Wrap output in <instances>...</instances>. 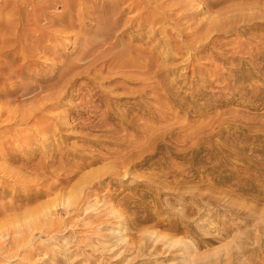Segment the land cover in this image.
<instances>
[{"label":"rangeland","instance_id":"rangeland-1","mask_svg":"<svg viewBox=\"0 0 264 264\" xmlns=\"http://www.w3.org/2000/svg\"><path fill=\"white\" fill-rule=\"evenodd\" d=\"M98 1L88 0L87 4L90 6L96 4L101 8V3ZM159 1L157 8L153 7L149 11L154 13L163 9V12H171L169 13L171 17L162 21L163 23L157 22L153 26L152 35L149 30L147 32L146 26L137 25V23L131 26L124 25L128 18L137 14L135 11L126 10L123 14L121 13L122 28L115 32L117 36L112 42L117 41L118 44L112 51L111 49L107 50L109 45L98 46L101 44L102 38L91 34L98 28L93 21L86 19V25L92 32L89 30L82 32L79 28L71 29V32L67 33L68 35L65 34L61 37V46L57 50V54H59L47 55L48 57L42 59V62L46 64L41 66L39 70L46 79L55 76V74L59 76V73L52 66L56 62L60 64L73 63L72 76L75 75V77H73L74 79L69 77L72 82L69 79L68 85L66 84L67 79L64 80L65 82L63 80V82H58L57 88L53 89L60 92L61 95L65 93L61 98L59 95L58 99H60L56 101L57 108L42 111L41 115H37L21 125L12 126V132L8 135L10 144L7 152H11V154L25 153L24 164H29L25 173L30 179L33 176L31 181L28 179L31 184L27 186H32L35 190L27 194L30 200H26L22 211H11L7 214L8 216L11 215L8 218L11 222L10 226H19L22 223L18 220L21 213H25L24 222L26 223L27 220L31 221L30 217L42 216L40 213L32 212L33 210L40 205H51V201L54 200L53 204L55 202L58 204L55 205L56 209L58 207L63 213L58 215V219H61L63 224L61 223L59 228L58 226L56 228L50 227L51 233L48 232V226L37 224L34 227L37 230L33 232L38 234L44 230L50 235L46 233L42 237L34 236L35 240L32 238L31 245L27 247L29 249L26 248L25 254L23 253L27 256L26 261L16 256L17 258L12 259L11 263L7 262L6 264H53L50 258L54 253L57 254L55 258L62 260L63 264H219L220 261H222L220 264H226V262L229 264H254V260H257L255 261L256 264L261 262L264 264V19L262 18L261 21L257 19L259 15L260 18L262 14L264 16V0ZM160 8L162 9L160 10ZM57 11L58 13L63 12L62 9ZM256 13L258 15L254 16ZM100 15L97 13L94 18L98 19ZM159 16L161 17V14ZM221 17L222 19H220ZM233 18L238 21H235L234 25ZM243 18L248 21H244ZM211 22L213 23L212 26L210 25ZM230 23L233 27L228 25ZM211 31L214 32L211 34ZM209 32L210 34H208ZM206 33L209 35L208 37ZM199 34L201 35L199 36ZM83 39H87L88 42L97 47L92 50L89 46L91 52L86 59L82 60L79 53L86 46ZM196 40L197 42H195ZM130 50L133 52L131 53ZM124 52H127L128 58H137L136 60L139 61L150 58L152 66L158 63L160 66L155 65L158 73L155 74L157 71L154 70L156 71L154 72L156 79L152 77L153 80H151H156L159 86H154V82L152 83L145 75L141 76L139 74L141 71H138L139 75L134 73L137 72V69H134V72L131 69L121 70L118 67L121 63L119 54ZM96 53L97 55L94 57ZM162 64V69H160ZM90 66L94 67L89 70L88 67ZM80 67L84 69L82 72H87L83 74L79 71ZM75 69L81 74L75 72ZM124 73L125 76L123 77ZM136 75L139 77L137 78ZM182 75L186 78H181ZM40 78L27 79L29 84L36 83L38 85L34 93L29 95L31 99L28 102H32L36 98V95L41 91L40 87L46 86V84L40 83ZM140 79L142 82L139 81ZM143 79L146 80V83H143ZM55 81L47 82L51 85L55 84ZM144 86L146 87L143 89ZM14 96L16 97V94ZM14 96L12 98H15ZM21 99L23 100V98ZM166 105L169 109H164ZM63 120L64 122H62ZM158 126L160 129L157 128ZM142 128L144 129L141 130ZM152 128L156 131H153ZM161 128L166 129L165 132ZM144 131L146 132L144 133ZM161 133H165L164 136ZM129 137L132 139L130 140ZM123 138L129 140L126 141ZM142 138L144 139L142 140ZM140 139L148 144L140 143ZM130 141L131 143H129ZM132 141L135 142L134 145ZM139 143L143 149L138 148ZM134 146L137 148H131ZM139 149L145 152L139 151ZM152 149H154V153ZM125 150L128 154L125 153ZM122 152L126 154L124 155L126 159L122 156ZM0 164V171L6 164L11 167L10 173L3 172L0 174L1 193L6 184H14L20 163L5 160L0 156ZM106 166L113 170L110 171L107 168L105 170ZM180 167H183V171ZM114 168L121 174H118ZM102 169L104 170L102 173L107 174L110 171L113 172V175L104 174L101 177ZM122 169L126 170H123L126 174L130 173L124 179L122 177H125L126 174L123 175ZM35 171L36 174H34ZM154 171H157V174ZM96 172H98L97 175H95ZM92 173H95L94 176L92 175L93 177L90 176ZM151 173L155 175H150ZM174 174L180 175L175 177ZM137 175L139 178L136 177ZM157 175L158 177H155ZM36 176L37 178H35ZM165 176H168L167 179ZM200 176L201 180H204L203 182L199 181ZM85 178H90V181H88L89 179L85 180ZM91 178L96 180L92 179L94 181L91 182ZM152 178H155V181ZM183 178L187 179L183 181ZM37 179L39 182L36 184ZM197 181L200 183L197 184ZM87 183L88 185H86ZM166 183L170 186L165 185ZM243 183L245 184L243 185ZM18 185L20 184L9 186L10 190L17 194ZM159 185L164 189L160 188ZM185 185L190 187L187 188ZM192 185H195L196 188L197 186L201 187L195 191L196 188ZM45 186L52 189L49 187L46 189ZM192 187L194 188L192 189ZM205 187L206 189H204ZM207 187H211V190L213 188L215 191L217 190L216 192L211 191L213 195L214 193L219 195V191L222 189V198L214 195L212 198L214 197L215 201H212L213 199L209 198L210 190L207 191ZM185 189L189 190L186 191ZM36 190L43 193L38 197ZM81 190L84 194L81 195V198L78 196L76 198V195L83 193ZM189 191L191 193L193 191L198 196L201 193V195L209 196L207 198L200 196L199 198L194 196V193L190 195ZM223 191L226 194L232 191L231 195L228 194L230 197L226 196ZM237 192L239 194H235ZM56 196L61 199H57ZM217 197L219 205L213 203L217 202ZM231 197L239 200L242 198L240 201H243L244 205H241L239 200L229 199ZM34 198L36 203L30 202ZM71 198L78 199L80 203L74 199L71 201ZM82 198L84 203L82 202L81 205ZM55 199L60 203H57ZM9 200L13 201L14 199H11V196L5 200L0 198L1 203L10 202ZM64 200L67 203H64ZM228 200L230 204H233L229 205ZM234 201L241 203V207L237 206L239 203L234 204ZM72 202L75 207L79 205L80 213L73 212V206L68 208ZM105 202L109 207L105 208ZM211 202L212 204H210ZM77 203L78 205H76ZM93 206H99L96 208L98 211ZM54 207L53 211L55 210ZM64 207L67 208L68 212H73V216L69 215L71 213L68 214ZM59 209L57 210L59 211ZM239 210L245 211V213L251 211L249 217L248 213L247 215L243 214L246 217L238 214L239 217L237 215ZM89 216L92 217L91 220ZM3 217L5 218V216H0V220H2L0 227L7 221ZM182 221H188L191 226L190 229H176L177 226L183 227ZM28 224L31 226L30 223ZM40 227H45V229ZM53 229L55 230L53 231ZM0 230L2 229L0 228ZM52 235H57L58 239L53 238ZM155 237L156 242L154 241ZM169 238L173 239L174 242L179 241L178 246L170 247V249L169 247L164 249L161 247L156 252L152 250L153 241L159 248L161 243L170 244ZM43 255L46 257L44 256V258ZM228 255L231 260L227 257Z\"/></svg>","mask_w":264,"mask_h":264},{"label":"bare ground","instance_id":"bare-ground-1","mask_svg":"<svg viewBox=\"0 0 264 264\" xmlns=\"http://www.w3.org/2000/svg\"><path fill=\"white\" fill-rule=\"evenodd\" d=\"M88 0H0V5H2V6H0V156H2V158L3 159H8V160H10V161H15V162H17V163H20V166L17 168V170H18V172L16 173V175H17V177L14 179L15 180V182H14V184H6V186H4L3 187V189H2V192L0 193V198L2 199V200H5L6 198H8L9 196H11V199H14L13 201H10V202H6V203H1L0 202V216H5V218L7 219V221L6 222H4V224H2L1 225V229L2 230H0V264H2V263H7V262H10L11 263V260L12 259H14L16 256H18L19 258H22L21 260H24V261H26L25 259H27V256L26 255H24L25 254V252H26V248L27 247H29L30 245H31V241H32V238L34 239V236H37L38 235V237H42L44 234H46L47 232H45L44 230H43V232H41L40 231V233H38V234H36L35 232H33L34 230H35V226H37V224H40V225H42V226H48L49 227V231L48 232H52V230H50L51 228H56V226H58V228H59V226L61 225V219H58L59 218V216L58 215H60V214H63L62 213V211H60V209L57 207V209H59V211L56 209V206L58 205V204H53V201H51L52 202V204L55 206H53L51 203V205H44V206H39L37 209H35V210H33L32 212H34V213H40L42 216V218L43 219H40L41 217H38V215H37V217H30L31 218V221H29V220H27V222L28 223H30L31 224V226L27 223H25L24 221H25V219H26V217H25V213H21L19 216H18V220H19V222L21 221L22 223H21V225H19V223H18V225L19 226H15V228H13L12 226H10V221H9V219L8 218H10V216H8V214L7 213H10L11 211H22L23 210V208H24V206H25V203H26V200H30V197L28 198L27 196V194L29 193H31L32 191H34L35 190V188H33L32 186H27V185H29V184H31L29 181H28V179H30V178H28L27 176V174L25 173L26 171H27V168H28V165L29 164H24L25 163V158L24 157H26V155H25V153H21V154H11V152H7L8 151V148H9V144H10V141H9V138H8V135H9V133H11L12 132V126L13 125H21L22 123H25V122H27V121H29V120H31L32 118H34V117H36L37 115H41V113H42V111H46V110H50V109H55V108H57L58 107V105L56 104V101H57V99H58V97H59V95H60V98H61V96L63 95V94H65V93H62V95L61 94H59L60 92H57V91H54L53 89H55V88H57V86H56V84L58 83V82H61L62 80L64 81V80H66L67 79V81H66V84L69 82V79H70V81H71V78H69V77H75V75L74 76H72L73 75V63H69V62H67V63H53L52 64V66H53V68H54V70L55 71H57V73H59V76H57V74H55V76H53V77H50L49 79H46L44 76H42V74L40 73L41 71L39 70L40 69V67L41 66H44L46 63H43L42 61V59L43 58H46V57H48L47 55H58L57 54V50H59L60 49V46H61V44H60V42H61V37H62V35H64L65 36V34H67V33H69V32H71V29H75V28H79L80 29V31H87V30H89L88 29V26L86 25V19H90L91 21H93L95 24H96V26H97V30L95 31V32H92V30H89V31H91L92 33L91 34H93L94 36H98V37H101L102 38V42H101V44L100 45H98V46H101V47H103V45H109V48L107 49V50H109V49H111V51H112V49H115L116 48V46H117V41L116 42H112V40L114 39V38H116V36H117V34H115V32L119 29V28H122L121 27V25H122V23H123V18L121 17V13L123 14L124 12H126V10H129V11H135V12H137V14L135 15V16H133L132 15V17L131 18H128L126 21H125V23H124V25H129V26H131V25H133V24H136L137 23V25H141V26H146V28H147V32H148V30L151 32V35H152V33H153V30H154V27L153 26H155L156 25V23L157 22H159V21H165L168 17L170 18L171 17V15L169 14V13H171V12H169V13H166V12H163V9L162 8H160V12H154L153 13V11L152 12H150L151 10V8H155L156 6H158L157 4L158 3H160V1L159 0H99L100 1V3H101V8H99V6H97L96 4H94V5H92V6H90L89 4H87L88 2H87ZM97 1V0H96ZM98 1V2H99ZM180 1V0H179ZM182 1V0H181ZM263 1V0H262ZM184 2V1H183ZM186 2V1H185ZM223 2V1H222ZM129 3V4H128ZM163 3V2H162ZM178 3V2H177ZM189 3V2H188ZM191 3L193 4V2L191 1ZM260 3V2H259ZM263 3V2H262ZM184 4V3H183ZM264 4V3H263ZM127 7H126V6ZM188 4H186V6H187ZM184 6H185V4H184ZM189 6V5H188ZM232 6V5H231ZM239 6V5H238ZM165 7V6H164ZM192 7V6H191ZM157 8V7H156ZM167 8H169V7H167ZM188 8V7H187ZM231 8V7H230ZM234 8V7H233ZM262 8V7H261ZM59 9H62V13H58V11L57 10H59ZM263 9V8H262ZM261 9V10H262ZM150 10V11H149ZM172 10V9H171ZM170 10V11H171ZM184 10V9H183ZM189 10H191L190 9V7H189ZM230 10V9H229ZM232 10V9H231ZM165 11V10H164ZM223 11V10H222ZM261 12V11H260ZM97 13H99V14H101L100 16H98V19L97 18H94L96 15H97ZM262 13V12H261ZM128 14V13H127ZM159 14H161V17L159 16ZM260 14V13H259ZM117 15H119V17H117ZM175 15V14H174ZM183 15V14H182ZM218 15V14H217ZM222 15V14H221ZM258 14L256 13V15L254 14V16H257ZM179 16H180V13H179ZM178 16V17H179ZM219 16V15H218ZM234 16V15H233ZM159 17V18H158ZM223 17V16H222ZM222 17L220 18V19H222ZM237 17V16H236ZM259 18H257L259 21H261V19L263 18L264 19V16H263V14H262V16H261V18H260V15L258 16ZM159 20H158V19ZM182 18V17H181ZM224 18V17H223ZM242 18V17H241ZM246 19H248L247 17H245ZM245 18H243L244 19V21L246 20ZM253 17H251V19H252ZM173 19V18H172ZM180 19V18H179ZM250 19V18H249ZM256 19V18H255ZM227 20H229L228 18H227ZM234 20V18L232 19V21ZM252 20H254V18L252 19ZM175 21V20H174ZM177 21V20H176ZM226 21V20H225ZM235 21H237V20H234L233 21V25L235 24ZM239 21L241 22V20L239 19ZM246 21H248V20H246ZM230 22H231V19H230ZM238 22V21H237ZM163 23V22H162ZM174 23H176V22H174ZM214 23H216V22H214ZM224 23V22H223ZM179 24V23H178ZM162 25V24H161ZM163 25H165V24H163ZM211 26L213 25V23L211 22V24H210ZM217 25V24H216ZM218 25H219V23H218ZM217 25V26H218ZM228 25H231L232 27H233V25L230 23V24H228ZM181 26H183V25H181ZM215 26V25H214ZM214 26H213V28H214ZM231 26H228V27H231ZM124 27V26H123ZM158 27V26H157ZM159 27H160V25H159ZM180 27V26H179ZM231 27V28H232ZM145 28V27H144ZM145 28V29H146ZM163 28H164V26H163ZM134 29V28H133ZM210 29V28H209ZM222 29V28H221ZM230 29V28H229ZM124 30V29H123ZM182 30V29H181ZM211 30H213L212 28H211ZM77 31V30H76ZM162 31V30H161ZM210 31V30H209ZM217 31V30H216ZM222 32L221 33H223V30H221ZM226 31H228V30H226ZM119 32H122V31H119ZM118 32V33H119ZM160 32V31H159ZM200 32V31H199ZM208 32V31H207ZM214 32V31H213ZM212 31H211V34L213 33ZM219 32V31H218ZM217 32V33H218ZM178 33V32H177ZM226 33V32H225ZM89 34V33H88ZM159 34H161V33H159ZM173 34V33H172ZM208 34H210V32L208 33ZM207 33H206V35H207V37L209 36ZM219 34H220V32H219ZM68 35V34H67ZM151 35L149 36V40H150V38H151ZM165 35V34H164ZM201 34H199V36H200ZM204 35V34H203ZM202 35V36H203ZM206 35H205V38H206ZM171 36V35H170ZM179 36V35H178ZM183 36V35H182ZM198 36V35H197ZM201 36V37H202ZM141 37V36H140ZM153 37V36H152ZM163 37V36H162ZM170 39V38H169ZM168 39V40H169ZM174 39V38H173ZM195 39H196V36H195ZM199 39L201 40V42H202V39L199 37ZM84 40V42L83 43H86V46H84L85 48H84V50L83 51H81V53H79L80 54V56H81V58L80 59H86L88 56H89V54H90V48H92V50L95 48V47H97V46H95V45H92L93 43H91V42H88V40L86 41L85 39H83ZM92 40V39H91ZM115 40V39H114ZM113 40V41H114ZM119 40V39H118ZM206 40V39H205ZM156 41V40H155ZM176 41V40H175ZM97 42V41H96ZM100 42V41H99ZM157 42V41H156ZM167 42V41H166ZM170 42V41H169ZM189 42V41H188ZM195 42H197V40L195 41ZM198 42H199V40H198ZM204 42V41H203ZM171 43H172V40H171ZM174 43H176V42H174ZM205 43V42H204ZM178 44V43H177ZM183 44V43H182ZM185 44V43H184ZM189 44V43H188ZM187 44V45H188ZM193 44V43H192ZM168 45V44H167ZM181 45V44H180ZM186 45V46H187ZM191 45V44H190ZM89 46H90V48H89ZM177 46H179V45H177ZM182 46V45H181ZM190 47V46H189ZM194 47V46H193ZM89 48V49H88ZM153 48V47H152ZM176 48V47H175ZM181 48V47H180ZM188 48V47H187ZM62 49V48H61ZM88 49V50H87ZM128 49V48H127ZM177 49V48H176ZM106 50V51H107ZM125 50V49H124ZM162 50V49H161ZM172 50V49H171ZM170 50V51H171ZM181 50V49H180ZM130 52H131V50H130ZM133 52V51H132ZM131 52V53H132ZM182 52H184V51H182ZM98 53H100L99 51H98ZM104 53V52H103ZM115 53V52H114ZM152 53V52H151ZM165 53V52H164ZM172 53V52H171ZM139 54V53H138ZM62 55V54H61ZM97 55V53L94 55V57ZM102 55V54H101ZM114 55V54H113ZM132 55V54H131ZM130 55V56H131ZM79 56V55H78ZM119 56H120V59H121V63L119 64V68L122 70V69H124V70H126V69H131L132 70V72H134L135 70L134 69H137V72H134V73H137L138 74V71H141L139 74L142 76V75H145L146 77H147V79H149V80H151L152 79V77L153 78H155L154 77V72H156L157 70V65H158V63H155V67L154 66H152L151 65V59L149 58V59H145V60H136V59H134V58H128V54H127V52H124V53H120L119 54ZM137 56H139V55H137ZM180 56V55H179ZM98 57V56H97ZM96 57V58H97ZM140 57V56H139ZM138 57V58H139ZM174 57V56H173ZM176 57V56H175ZM102 58H103V56H102ZM48 59V58H47ZM54 59H56V58H54ZM46 60V59H45ZM88 60V59H87ZM92 60H93V57H92ZM98 60H99V57H98ZM55 61V60H54ZM79 61V60H78ZM90 61V60H89ZM100 61V60H99ZM185 61V60H184ZM80 62V61H79ZM86 63V62H85ZM77 64V63H76ZM89 64H90V62H89ZM154 64V63H153ZM78 66V65H77ZM158 66H160V65H158ZM162 66H163V64L161 65V68L160 69H162ZM47 67V66H46ZM79 67V66H78ZM84 67V66H83ZM91 67H94V66H90V67H88L89 68V70H90V68ZM152 67H154L153 69H152ZM76 68V67H75ZM80 68H82V67H80ZM80 68H79V71H81L82 72V70H84L83 68L80 70ZM118 68V69H119ZM164 68V67H163ZM86 69V68H85ZM92 69V68H91ZM158 69H159V67H158ZM167 69V68H166ZM54 70H53V72H54ZM76 70V69H75ZM89 70H88V73H90L89 72ZM97 70V69H96ZM114 70V69H113ZM130 70V71H131ZM134 70V71H133ZM154 70H156V71H154ZM98 71V70H97ZM96 71V73L98 74V72ZM75 72H77L78 73V70H76ZM84 72H87V71H84ZM84 72H82L83 74H84ZM119 72H121V71H119ZM129 72V71H128ZM88 73H86V74H88ZM102 73V72H101ZM122 73V72H121ZM158 73V71L155 73V74H157ZM160 73H162L161 71H160ZM183 73V72H182ZM54 74V73H53ZM79 75L81 74V73H78ZM127 74V73H126ZM131 74V73H130ZM138 74V75H139ZM91 75V74H90ZM96 75V74H95ZM123 75V74H122ZM88 76V75H87ZM98 76V75H97ZM100 76V75H99ZM125 76V73H124V75H123V77ZM128 76H129V74H128ZM134 76V75H133ZM137 76V75H136ZM140 76V77H141ZM168 76V75H167ZM40 78V83H42V85L43 84H46V86H43V87H40L41 88V91H40V93H38L37 95H36V98L32 101V102H28V100H30L31 98H30V96L29 95H32V93H34V90H36L35 88L37 87L38 88V85H36V83H34V84H29L28 83V81H27V79H30V78ZM80 77V76H79ZM95 77V76H94ZM101 77V76H100ZM139 76H137V78H138ZM144 77V76H143ZM160 77V76H159ZM178 77V76H177ZM102 78H103V76H102ZM126 78V77H125ZM131 78H132V76H131ZM145 78V77H144ZM179 78V77H178ZM181 78H186V77H183V75H182V77ZM74 79V78H73ZM72 79V80H73ZM98 79V78H97ZM127 79H128V77H127ZM156 79V78H155ZM154 79V80H155ZM52 80H56L55 82V84H48V82L49 81H52ZM58 80V81H57ZM131 80V79H130ZM142 79H140L139 81L140 82H142L141 81ZM153 80V79H152ZM151 80V81H152ZM187 80V79H186ZM25 81H27V83H24ZM37 81V80H36ZM48 81V82H47ZM62 81V82H63ZM143 81H144V79H143ZM146 81V80H145ZM143 82V83H146V82ZM156 81V80H155ZM155 81H152V83H153V85L154 86H156V85H158V82H157V84H156V82ZM178 81V80H177ZM39 82V81H38ZM65 82V81H64ZM72 82V81H71ZM70 82V83H71ZM60 84V83H59ZM65 84V85H66ZM141 85H142V83H140ZM41 85V84H40ZM62 85V84H61ZM68 85V84H67ZM144 85V84H143ZM149 85V84H148ZM152 85V86H153ZM56 86V87H55ZM70 86V85H69ZM159 86V85H158ZM15 87V89H13ZM146 86H144V87H142L143 89L145 88ZM149 89L151 88V87H148ZM251 88V87H250ZM63 89V88H62ZM61 90V89H60ZM66 90H68L67 88H66ZM65 90V91H66ZM146 90V89H145ZM144 91V90H143ZM63 92V91H62ZM93 92V91H92ZM151 92V91H150ZM16 94V97L14 96ZM15 97V98H12V97ZM21 98H23V100L21 99ZM59 98V99H60ZM58 99V100H59ZM164 101V100H163ZM60 102V101H59ZM166 102V101H165ZM165 102H162V103H164L165 104ZM88 106H89V104H87ZM85 106V105H84ZM95 106V105H94ZM160 107V106H159ZM165 108L164 109H169V107L166 105V106H164ZM168 107V108H167ZM94 109V108H93ZM50 112V111H49ZM107 112V111H106ZM135 112V111H134ZM137 112V111H136ZM166 112H167V110H166ZM142 114V113H141ZM164 114H165V112H164ZM167 114V113H166ZM163 116H166V115H163ZM46 118V117H45ZM56 118V117H55ZM139 118H141V117H139ZM163 118V117H162ZM166 118V117H165ZM47 119V118H46ZM105 119V118H104ZM141 120H143V119H141ZM163 120H164V118H163ZM167 120V119H166ZM157 121V120H156ZM62 122H64V120L62 121ZM142 122V121H141ZM168 122H169V120H168ZM173 122V121H172ZM56 123V122H55ZM130 123H131V121H130ZM154 123V122H153ZM152 123V124H153ZM143 124V123H142ZM148 124V123H147ZM151 124V123H150ZM149 124V125H150ZM155 125H157L156 123H154ZM153 124V125H154ZM166 124V123H165ZM168 124H170V123H168ZM66 125V124H65ZM134 125V124H133ZM154 125V126H155ZM139 126H140V124H139ZM142 126H144V125H142ZM170 126V125H169ZM172 126V125H171ZM14 127V126H13ZM23 127V126H22ZM33 127V126H32ZM127 127V126H126ZM137 127V126H136ZM151 127H153V126H151ZM175 127H176V125H175ZM35 128V127H34ZM33 128V129H34ZM139 128V127H138ZM157 128H159V126L157 127ZM190 128V127H189ZM18 129V128H17ZM28 129V128H27ZM26 129V130H27ZM47 129V128H46ZM45 129V130H46ZM108 129V128H107ZM144 128H142L141 130H143ZM160 129V128H159ZM162 129V128H161ZM172 129V128H171ZM15 130V129H14ZM110 130V129H109ZM139 130V129H138ZM148 130V129H147ZM152 130L153 131H156V130H154V128H152ZM163 130V129H162ZM162 130H160V131H162ZM165 130L166 129H164L163 131L165 132ZM37 131V130H36ZM170 131V130H169ZM146 131H144V133H145ZM158 132H159V130H158ZM16 133H17V131H16ZM47 134H48V132H46ZM121 133V132H120ZM149 133V132H148ZM147 133V134H148ZM156 134H157V132H155ZM160 133V132H159ZM18 134V133H17ZM31 134V133H30ZM33 134V133H32ZM36 134H37V132H36ZM109 134V133H108ZM151 134V133H150ZM149 134V135H150ZM161 134H163V133H161ZM165 134V133H164ZM164 134H163V136H164ZM167 134V133H166ZM28 135V134H27ZM102 135V134H101ZM110 135H112V134H110ZM117 135V134H116ZM134 136H135V134H133ZM141 135V134H140ZM144 135V134H143ZM148 135V136H149ZM49 136V135H48ZM133 136V137H134ZM152 136V135H151ZM167 136V135H166ZM114 137V136H113ZM112 137V138H113ZM120 137V136H119ZM123 137V136H122ZM145 137H146V135H145ZM157 137V136H156ZM20 138V137H19ZM30 138V137H29ZM121 138V137H120ZM127 138V137H126ZM126 138H123V139H125L126 140ZM141 138V137H140ZM155 138V137H154ZM158 138V137H157ZM12 139V138H11ZM27 139V138H26ZM99 139V138H98ZM129 139H130V137H129ZM128 139V140H129ZM132 139V138H131ZM130 139V140H131ZM133 139H136V138H133ZM138 139V138H137ZM136 139V140H137ZM144 138H142V140H143ZM151 139V138H150ZM150 139H148V140H150ZM122 140V139H121ZM128 140H126V141H128ZM136 140H134V141H136ZM141 140V139H140ZM142 140L140 141V143L142 142ZM147 140V139H146ZM145 140V141H146ZM157 140V139H156ZM120 141V140H119ZM122 141H124V140H122ZM121 141V142H122ZM164 141V140H163ZM19 142V141H18ZM28 142V141H27ZM45 142V141H44ZM133 142V141H132ZM164 142H166V141H164ZM15 143V142H14ZM125 143V142H124ZM129 143H131V141L129 142ZM134 143L135 142H133V145H134ZM140 143H139V147L138 148H142V146H140ZM143 144H145V145H147L146 143H144V141L142 142ZM27 144V143H26ZM123 144V143H122ZM154 144V143H153ZM159 144H163V143H159ZM168 144V143H167ZM124 145V144H123ZM137 146H138V144H136ZM144 145V146H145ZM156 145H158V144H156ZM155 145V146H156ZM20 147H21V145H19ZM143 146V147H144ZM48 147V146H47ZM127 147V146H126ZM128 147H130L129 145H128ZM131 148H137V147H131ZM147 148H148V146H147ZM21 149V148H20ZM126 149V148H125ZM143 149V148H142ZM140 150L139 149V151H143V150ZM155 149V148H154ZM154 149H152V152L154 153L155 151H153ZM182 149V148H181ZM44 150V149H43ZM50 150V149H49ZM122 150V149H121ZM130 150H132L133 151V149H130ZM130 150H128V151H130ZM137 150V149H136ZM151 150V149H150ZM149 150V151H150ZM132 151H131V153H132ZM134 151H135V149H134ZM13 152V151H12ZM54 152V151H53ZM58 152V151H57ZM124 152V151H123ZM122 152V153H123ZM143 152H145V151H143ZM240 152V151H239ZM115 153H117V152H115ZM125 153H127L128 154V152H126V150H125ZM125 153H123L122 154V156L124 157V155H126ZM150 153H151V151H150ZM231 153V152H230ZM232 153H234V152H232ZM50 154V153H49ZM129 154H130V152H129ZM149 154V153H148ZM240 154V153H239ZM121 155V154H120ZM145 155V154H144ZM115 156V155H114ZM130 156V155H129ZM139 156V155H138ZM144 157V156H143ZM242 157V156H241ZM241 157H239V159H241ZM118 159H119V157H118ZM121 159H122V157H121ZM124 159H126V157H124ZM127 159H128V155H127ZM131 159H132V156H131ZM140 159H142V157H140ZM250 159V158H249ZM257 159H258V157H257ZM48 160V159H47ZM120 160V159H119ZM52 161V160H51ZM130 161V160H129ZM249 161V160H248ZM258 161V160H257ZM122 162H124V161H122ZM121 162V163H122ZM128 162V161H127ZM133 162V161H132ZM112 163V162H111ZM117 163V162H116ZM136 163V162H135ZM262 164H263V162H261ZM260 163V164H261ZM4 164V163H3ZM259 164V163H258ZM1 165V164H0ZM113 165H115V164H113ZM128 165V164H127ZM132 165V164H131ZM130 165V166H131ZM173 165V164H172ZM221 165V164H220ZM255 165V164H254ZM108 166V165H107ZM107 166L105 167V170H107L108 168H107ZM110 166V165H109ZM119 166V165H118ZM124 166V165H123ZM123 166H121V167H123ZM126 166V165H125ZM218 166V165H217ZM257 166V165H256ZM128 167V166H127ZM172 167V166H171ZM260 167V166H259ZM46 168V167H45ZM44 168V169H45ZM107 168V169H106ZM173 168V167H172ZM177 168V167H176ZM180 168H182V170L181 171H183V167H180ZM257 168V167H256ZM56 169V168H55ZM114 169H116V168H114ZM125 169V168H124ZM124 169H122V171L124 170ZM128 169V168H127ZM168 169V168H167ZM178 169V168H177ZM190 169V168H189ZM258 169V168H257ZM261 169V168H260ZM264 169V168H263ZM42 170V169H41ZM52 170V169H51ZM54 170V169H53ZM108 170H110V169H108ZM111 170H113V169H111ZM110 170V171H111ZM117 170V169H116ZM115 170V171H116ZM121 170V169H120ZM129 170V169H128ZM30 171V170H29ZM28 171V172H29ZM34 171V170H33ZM107 172V174H105V173H102V172H104V170L102 169V171H101V177H102V175H110V174H112L111 172ZM114 171V172H115ZM124 171H126V170H124ZM122 172L123 173V175H125L126 173L125 172ZM133 171H134V167H133ZM162 171V170H161ZM164 171H165V169H164ZM177 171V170H176ZM185 171V170H184ZM193 171V170H192ZM256 171V170H255ZM3 172H7V173H10L11 172V167H9V166H7V164L5 165V167H3L2 168V171H0V174L1 173H3ZM40 173H41V171H39ZM61 172V171H60ZM98 172H99V170H98ZM98 172H96V174L95 175H97L98 174ZM116 172H118V174H121V172L120 171H116ZM155 172V171H154ZM157 172V171H156ZM155 172V173H156ZM159 172V171H158ZM171 172H173V171H171ZM175 172V171H174ZM14 173V172H13ZM20 173V174H19ZM44 173V172H43ZM55 173V172H54ZM64 173H65V171H64ZM128 173V172H127ZM180 173V172H179ZM182 173H184V172H182ZM185 173H186V171H185ZM195 173V172H194ZM257 173V172H256ZM34 174H36V171L34 172ZM33 174V175H34ZM38 174V173H37ZM56 174H58V173H56ZM55 174V175H56ZM94 174L92 173L90 176L91 177H93L94 176ZM99 174H100V172H99ZM135 174V173H134ZM137 174V173H136ZM154 173H151L150 175H153ZM157 174V173H156ZM165 175H166V173H164ZM169 174V173H168ZM167 174V175H168ZM200 174V173H199ZM3 175V174H2ZM53 175V174H52ZM60 175V174H59ZM93 175V176H92ZM108 175V176H109ZM113 175V174H112ZM111 175V176H112ZM127 175H130V173L129 174H126L125 175V177H122L123 179L124 178H126V176ZM155 175V174H154ZM159 175H161L162 176V174H159ZM175 175V174H174ZM177 175V174H176ZM175 175V177H179V175L178 176H176ZM184 175V174H183ZM188 175V174H187ZM187 175H185V176H187ZM15 176V174L13 175V177ZM37 176H39V174L37 175ZM37 176L35 177V178H37ZM42 176H43V174H42ZM51 176V175H50ZM50 176H49V178H50ZM89 176V175H88ZM87 176V177H88ZM110 176V177H111ZM169 177H170V175H168ZM168 176H165L166 177V179H167V177ZM181 176H182V174H181ZM193 176V175H192ZM199 176V175H198ZM1 177H3V176H1ZM54 177V176H53ZM97 176H95V178H96ZM116 177H118V176H116ZM120 177V176H119ZM128 177V176H127ZM136 177H138V175L136 176ZM149 177H152V176H149ZM155 177H158V175L157 176H155ZM160 177V176H159ZM184 177V176H183ZM188 177V176H187ZM195 177V176H194ZM3 178H5V177H3ZM32 178H33V176H32ZM31 178V179H32ZM95 178H91V180L92 179H95ZM99 178H100V175H99ZM98 178V179H99ZM103 178H105V177H103ZM103 178H101L102 180H103ZM107 178V177H106ZM113 178V177H112ZM121 178V177H120ZM119 178V179H120ZM130 178V177H129ZM139 178V177H138ZM190 178V177H189ZM196 178V177H195ZM200 178V180L199 181H202L201 180V176L199 177ZM31 179H30V181H31ZM40 179H42V178H40ZM46 179V178H45ZM51 179V178H50ZM87 179H89L88 181H90V178H87ZM86 178H85V180H87ZM97 179V178H96ZM95 179V180H96ZM100 179V180H101ZM153 180L155 179V178H152ZM157 179V178H156ZM160 179H161V177H160ZM176 179V178H175ZM179 179V178H178ZM182 179V178H181ZM184 179V178H183ZM187 179V178H186ZM186 179H184L183 181H185ZM197 179V178H196ZM38 181H35V183L36 182H39V179H37ZM83 180H84V178H83ZM99 180V181H100ZM141 180V179H140ZM159 180V179H158ZM164 180V179H163ZM163 180H160V181H163ZM180 180V179H179ZM193 180H194V178H193ZM213 180V179H212ZM46 181V180H45ZM87 181V182H88ZM94 180H92L91 182H93ZM155 181V180H154ZM154 181H152L153 183H154ZM168 181V180H167ZM166 181V182H167ZM188 181V180H187ZM186 181V182H187ZM204 181V180H203ZM202 181V182H203ZM34 182V181H33ZM80 182V181H79ZM85 182V181H84ZM95 182H97V181H95ZM149 182H150V180H149ZM169 182V181H168ZM171 182V181H170ZM175 182H176V180H175ZM190 182V181H189ZM212 182V181H211ZM214 182H216V181H214ZM218 182V181H217ZM35 183H33V184H35ZM40 183H41V181H40ZM52 183V182H51ZM151 183V182H150ZM161 183V182H160ZM159 183V184H160ZM165 183V182H164ZM178 183V182H177ZM185 183V182H184ZM183 183V184H184ZM200 183V182H199ZM198 183V181H197V184H199ZM208 183H209V181H208ZM220 183V182H219ZM16 184H20V185H18V189H17V194L16 193H14V192H12L13 190H10V187L9 186H15ZM37 184V183H36ZM79 184V183H78ZM81 184V183H80ZM83 184V183H82ZM90 184V183H89ZM93 184V183H92ZM91 184V185H92ZM155 184V183H154ZM170 184H172V183H170ZM179 184H181L180 182H179ZM178 184V185H179ZM203 183H201V185H202ZM218 184V183H217ZM223 184V183H222ZM245 183H243V185H244ZM51 185V184H50ZM55 185V184H54ZM86 185H88V183L86 184ZM90 185V186H91ZM158 185V184H157ZM165 185H167V183L165 184ZM164 185V186H165ZM169 185V184H168ZM167 185V186H168ZM205 186L207 185L206 183L204 184ZM211 185V187H212V184H210ZM214 185V184H213ZM233 185H235V184H233ZM236 185H238V184H236ZM235 185V186H236ZM38 186V185H37ZM42 186V185H41ZM47 186V185H46ZM46 186H45V188H46ZM85 186V185H84ZM93 186V185H92ZM91 186V187H92ZM170 186V185H169ZM173 186V185H172ZM181 186V185H180ZM186 187H187V185H185ZM192 186H195V185H192ZM203 186V185H202ZM209 186V185H208ZM222 186V185H221ZM39 187V186H38ZM49 187V186H48ZM47 187V188H48ZM78 187V186H77ZM89 186H87V188H88ZM159 187H160V185H159ZM162 187V186H161ZM160 187V188H161ZM166 187V186H165ZM184 187V186H183ZM190 186H188L187 188H189ZM201 187V186H200ZM199 186H197V188H196V186H195V191H197V189L198 188H200ZM210 187V188H211ZM238 187H240V186H238ZM44 188V187H43ZM46 188V189H47ZM49 188H51V187H49ZM48 188V189H49ZM80 188H81V186H80ZM79 188V189H80ZM84 188H86V187H84ZM90 188V187H89ZM163 188V187H162ZM182 188V187H181ZM186 188V189H187ZM194 187H192V189H193ZM209 187H207V191H209L210 190V193H212V192H214L215 190H214V188H213V190H211ZM226 188V187H225ZM236 188V187H235ZM242 188L244 189V186H242ZM52 189V188H51ZM78 189V190H79ZM81 189H83V188H81ZM91 189V188H90ZM164 189V188H163ZM168 189H171V188H168ZM185 189V190H186ZM204 189H206V187L204 188ZM209 189V190H208ZM217 189H218V187H217ZM221 189V188H220ZM224 189V188H223ZM241 189V188H240ZM54 190H56V189H54ZM172 190H174V189H172ZM189 190V189H188ZM188 190H186V191H188ZM191 190V189H190ZM200 190V189H199ZM231 190V189H230ZM237 190V189H236ZM236 190H235V192H236ZM239 190V189H238ZM245 190V189H244ZM82 191V190H81ZM85 191V190H84ZM88 191V190H87ZM194 191V190H193ZM192 191V193H194ZM207 191H205V192H207ZM212 191V192H211ZM217 191V190H216ZM215 191V192H216ZM221 191H222V189H221ZM221 191H219L218 193H219V195H217V194H215L214 193V195H217V196H221V194L223 195V193L221 192ZM226 191V190H225ZM233 191V190H232ZM231 191V192H232ZM55 192V191H54ZM83 192V191H82ZM180 192V191H179ZM199 192V191H198ZM200 192H204V191H200ZM224 192V191H223ZM228 192V191H227ZM231 192L229 193H225V195L227 196L228 194H230L231 195ZM43 192H41V191H39V190H36V194H38V197L42 194ZM51 193H53L52 191H51ZM75 193V192H74ZM188 193V192H187ZM189 193H190V195H193L192 193H191V191H189ZM208 193V192H207ZM207 193H204V194H207ZM210 193H208L209 195H201V194H199V196L198 195H196V193H194L195 195L194 196H198L199 198H200V196H203L204 198H207V196H209V198L211 199L212 198V196H214L213 195V193L212 194H210ZM75 194H77V192L75 193ZM84 194V192L82 193V194H78V195H76V198H77V196H78V198L80 197L81 198V195H83ZM234 194V193H233ZM235 194H239V192H237V193H235ZM184 195V194H183ZM229 196V195H228ZM235 196H238V195H235ZM240 196H241V194H240ZM86 197V196H85ZM85 197H83V198H85ZM193 197V196H192ZM198 197H195V199H198ZM230 197V196H229ZM239 197V196H238ZM56 198L57 199H59L60 197H57L56 196ZM82 198V200H81V205L84 203V199ZM88 198V197H87ZM98 198V197H97ZM96 198V202L98 201V199ZM202 198V197H201ZM221 198H222V196H221ZM225 198H227V197H225ZM57 199H55V201H57V203L59 202ZM61 199V198H60ZM72 199V198H71ZM74 200H77L78 201V199H75V198H73ZM73 199L71 200V201H73ZM93 199V198H92ZM92 199H91V201H92ZM95 199V198H94ZM213 200L212 201H215V198L213 197L212 198ZM220 199V198H219ZM224 199V198H223ZM229 199H234V197L232 198H229ZM242 198H240V200H241ZM244 199V198H243ZM39 200V199H38ZM42 200V199H41ZM85 200H86V198H85ZM200 200V199H199ZM218 200V197H217V199H216V201ZM234 200H239L238 198H236V199H234ZM239 200V201H240ZM76 201V202H77ZM131 201V200H130ZM205 201H208V200H205ZM211 201V200H210ZM30 202H35V198H34V200L32 199ZM69 202V201H68ZM75 202V203H76ZM79 202V201H78ZM83 202V203H82ZM89 203H90V201H88ZM227 202V201H226ZM228 202H229V200H228ZM232 202V201H231ZM241 203L243 202V201H240ZM36 203V202H35ZM43 203V202H42ZM60 203V202H59ZM64 203H67V201L65 202V200H64ZM63 203V204H64ZM80 203V202H79ZM98 203V202H97ZM101 203H102V201H101ZM127 203V202H126ZM215 205L217 204V205H219L218 204V201L215 203V202H213ZM220 203V202H219ZM222 203V202H221ZM220 203V204H221ZM237 203H239V202H236L235 203V201H234V204H236L237 205ZM241 203H239L237 206H240L241 207V205H244L243 203L241 204ZM46 204V203H45ZM69 204V203H68ZM86 204V203H85ZM92 204V203H91ZM105 204H106V202H105ZM210 204H212V202L210 203ZM231 204H233V203H231ZM230 204V202H229V205H231ZM241 204V205H240ZM245 204H246V202H245ZM75 205V204H74ZM73 205V202H72V204H69L68 205V208H70V207H74L73 208V212L75 211V212H78V213H80V211H81V209H80V207H79V205H78V203L76 204V205H78V206H74ZM90 205V204H89ZM89 205H87L88 206V208H89ZM95 205H97L96 203H95ZM94 205V206H95ZM99 205H102V204H100L99 203ZM104 205V204H103ZM63 206V205H62ZM64 206H65V204H64ZM67 206V205H66ZM86 206V207H87ZM90 206H92V205H90ZM93 206V207H94ZM221 206V205H220ZM236 206V207H237ZM31 207V206H30ZM53 207H54V211L52 210L53 209ZM92 207V208H93ZM99 208V206H96V207H94L95 209L96 208ZM107 207H109V206H107V204H106V207L105 208H107ZM111 207V206H110ZM218 207V206H217ZM222 207V206H221ZM233 207H234V205H233ZM239 207V208H240ZM249 207V206H248ZM251 207V206H250ZM87 208V209H88ZM94 208H93V210H94ZM112 208V207H111ZM228 209H229V211H231L230 210V208L229 207H227ZM226 208V209H227ZM64 209H65V211H67L68 212V210H67V208H65L64 207ZM84 209V208H83ZM120 209V208H119ZM227 209V210H228ZM238 209V208H237ZM247 209V208H246ZM251 209H252V207H251ZM97 211H98V209H96ZM100 210V209H99ZM105 210V209H104ZM108 210V209H107ZM235 210V209H234ZM243 210V209H242ZM250 210V209H249ZM56 211V212H55ZM64 211V210H63ZM64 211V213H66ZM90 211H91V209H90ZM228 211V213H230ZM237 211V210H236ZM248 211V210H247ZM73 212H68V214L69 213H71V214H69V215H71V216H73L72 214H74ZM101 212V211H100ZM159 212V211H158ZM251 212V211H250ZM250 212L248 213V212H246L245 213V211H241V210H239V212L237 213V215L239 214V215H242L243 216V214H246L247 215V213H248V217H249V215H250ZM84 213V212H83ZM86 213H87V211H86ZM89 213V212H88ZM110 213H113V212H110ZM232 213H233V211H232ZM253 213V212H252ZM107 214V213H106ZM234 214H236V212H234ZM18 215V214H17ZM32 215H35V214H32ZM68 215V217H70ZM77 215V214H76ZM86 215V214H85ZM84 215V216H85ZM88 215V214H87ZM100 215V214H99ZM102 215V214H101ZM161 215V214H160ZM198 215H200V214H198ZM238 215V216H239ZM29 216V215H28ZM96 217H97V215H95ZM147 216V215H146ZM252 216V215H251ZM67 217V218H68ZM90 217V216H89ZM145 217V216H144ZM200 217V216H199ZM202 217V216H201ZM240 217V216H239ZM243 217H246V216H243ZM4 218V217H3ZM4 218V219H5ZM33 218V219H32ZM62 218H63V216H62ZM91 218L92 217H90L89 219L91 220ZM93 218H95V217H93ZM98 218V217H97ZM97 218H95V219H97ZM252 218V217H251ZM259 218V217H258ZM86 219V218H85ZM88 219V220H89ZM99 219V218H98ZM147 219V218H146ZM241 219H243L242 217H241ZM245 219H247V218H245ZM77 220V219H76ZM93 220V219H92ZM144 220V219H143ZM240 220V219H239ZM258 220V219H257ZM0 221H2V220H0ZM63 221V220H62ZM69 221H70V219H69ZM73 221V220H72ZM78 221V220H77ZM141 221V220H140ZM246 221V220H245ZM251 221V220H250ZM262 221V220H261ZM90 222V221H89ZM68 223V222H67ZM71 223H73V222H71ZM75 223V222H74ZM87 223V222H86ZM244 223V222H243ZM247 223H248V221H247ZM15 224V223H14ZM63 224V223H62ZM91 224V223H90ZM192 224V223H191ZM246 224V223H245ZM263 224H264V222H263ZM29 225V227H27ZM183 227H179V226H177V227H175L176 229H178V228H185V230H188V229H190V223L187 221H182V224H181ZM255 225V224H254ZM72 226V225H71ZM75 226V225H74ZM246 226H247V224H246ZM47 227V228H48ZM51 227V228H50ZM40 228H42V229H45V227L43 228V227H40ZM170 228H171V226H170ZM251 228V227H250ZM264 228V227H263ZM32 230V231H31ZM36 230H37V228H36ZM35 230V231H36ZM55 229H53V231H54ZM260 230V229H259ZM61 231V230H60ZM58 232H59V230H58ZM63 232V231H62ZM48 234V233H47ZM55 234V233H54ZM262 234V233H261ZM48 235H50V234H48ZM63 235V234H62ZM186 235H188L187 233H186ZM53 236V238H55V239H58V237H57V235H52ZM51 236V237H52ZM189 236V235H188ZM245 236V235H244ZM48 237V236H47ZM50 237V238H51ZM63 237V236H62ZM150 237H151V235H150ZM259 237H261V236H259ZM37 238V237H36ZM45 238V237H44ZM153 238V237H152ZM171 238V237H170ZM169 238V239H170ZM155 240V242H156V237L154 238ZM242 239V238H241ZM256 239V238H255ZM35 240V239H34ZM141 240V239H140ZM151 240V239H150ZM171 240V239H170ZM169 240V242H171L170 244H166L167 242H165V244L163 243H161V246L158 248L157 247V245H156V243L153 241V247L152 246H149V247H152V250L153 251H157L158 249H160L161 247H163V249L164 248H168L169 247V249H170V247H177L178 246V242L177 241H175L174 242V240L172 239L171 241ZM240 240V239H239ZM257 240V239H256ZM259 240V239H258ZM244 241V240H243ZM57 242V241H56ZM252 242V241H251ZM66 243V242H65ZM146 243V242H145ZM150 243H151V241H150ZM61 244V243H60ZM148 244V243H147ZM146 244V245H147ZM237 244V243H236ZM249 244V243H248ZM63 245H65V244H63ZM160 245V244H159ZM158 245V246H159ZM238 245V244H237ZM66 246H68L67 244H66ZM239 246V245H238ZM27 249H29V248H27ZM42 249V248H41ZM241 249V248H240ZM152 250H151V252H152ZM264 251V250H263ZM30 252V251H29ZM32 252V251H31ZM59 252V251H58ZM64 252H66V251H64ZM63 252V253H64ZM230 252V251H229ZM232 252V251H231ZM24 253V254H23ZM54 253V252H53ZM154 253V252H153ZM246 253V252H245ZM230 254V253H229ZM47 255V254H46ZM56 255L57 254H53L52 255V257L50 258L51 260V262L53 263V264H57V263H60V264H63L62 263V260H60L59 258H55L56 257ZM67 255V254H66ZM232 255H233V253H232ZM21 256V257H20ZM45 255H43V257H44ZM261 256V255H260ZM46 257V256H45ZM44 257V258H45ZM63 257V256H62ZM229 259L231 258V257H229V255L227 256ZM240 257V256H239ZM17 258V257H16ZM233 258V257H232ZM48 259V258H47ZM64 259V258H63ZM43 261H44V259H42ZM231 260V259H230ZM232 260H234V259H232ZM263 260V259H262ZM28 261V260H27ZM229 261V260H228ZM249 261V260H248ZM253 261V260H252ZM255 261H257V260H254V264H256V262ZM260 261V260H259ZM258 261V262H259ZM14 262V261H13ZM221 263H222V261H220ZM220 262H219V264H220ZM257 262V263H258ZM261 262V261H260ZM229 264V262H226V264ZM234 263H235V261H234ZM189 264V263H188ZM224 264V263H223ZM241 264V263H240ZM253 264V263H252ZM258 264H262V262L261 263H258Z\"/></svg>","mask_w":264,"mask_h":264}]
</instances>
